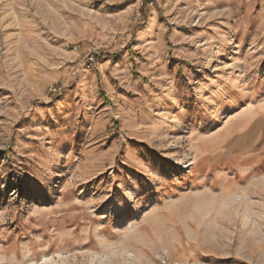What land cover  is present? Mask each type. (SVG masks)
<instances>
[{"label":"rangeland","instance_id":"1","mask_svg":"<svg viewBox=\"0 0 264 264\" xmlns=\"http://www.w3.org/2000/svg\"><path fill=\"white\" fill-rule=\"evenodd\" d=\"M0 264H264V0H0Z\"/></svg>","mask_w":264,"mask_h":264},{"label":"built area","instance_id":"2","mask_svg":"<svg viewBox=\"0 0 264 264\" xmlns=\"http://www.w3.org/2000/svg\"><path fill=\"white\" fill-rule=\"evenodd\" d=\"M89 61H91V62H93V61H94V58H93V56H90V57H89ZM52 92H54V93L56 94V93H58V92H59V89H57V88H52Z\"/></svg>","mask_w":264,"mask_h":264},{"label":"snow or ice","instance_id":"3","mask_svg":"<svg viewBox=\"0 0 264 264\" xmlns=\"http://www.w3.org/2000/svg\"><path fill=\"white\" fill-rule=\"evenodd\" d=\"M139 193H137V195H138Z\"/></svg>","mask_w":264,"mask_h":264}]
</instances>
